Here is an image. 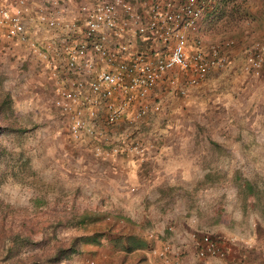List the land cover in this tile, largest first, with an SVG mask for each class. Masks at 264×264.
<instances>
[{
  "label": "rangeland",
  "instance_id": "374dc122",
  "mask_svg": "<svg viewBox=\"0 0 264 264\" xmlns=\"http://www.w3.org/2000/svg\"><path fill=\"white\" fill-rule=\"evenodd\" d=\"M16 1L0 0V5L13 8ZM26 1L31 41L44 44L42 39L47 43L54 31L44 29L50 33L46 36L39 31V22L47 26L41 16L63 27L61 20H69L80 2L86 6L90 0H37L35 3L44 5L39 7L41 14L37 13L38 6L31 8V1ZM48 1H53L52 7H46ZM247 3L251 12L257 10L256 20H241L240 27L246 31L264 15V0ZM143 11L148 16L149 10ZM208 29L203 38L208 44L231 40L234 49L242 44L235 39L230 18L229 23L224 18ZM222 29L225 32L221 33ZM122 41L132 53L162 50L158 41L141 44L133 32ZM37 43L35 50L39 51ZM32 48L0 34V90L12 94V116L28 130L16 136L18 141L11 135L8 146L18 143L28 149L38 184L52 182L63 200L76 198L82 206L98 209L91 231H106L115 225V235L120 229L130 233L134 224L140 234L155 231V242L170 245V224L181 223L195 240L203 235L220 243L230 237L243 241L251 234L264 238V218L251 199L242 202L234 181L240 177L264 182V81L258 84L242 77L235 79L225 69L216 71L221 75L218 81L209 75L205 83L190 87L184 95L172 94L169 85L160 84L142 103L148 108L145 116L136 119L129 114L112 126L99 117L91 122L96 138L83 136L75 142L67 129L69 120L54 107L55 81ZM170 78L177 83L185 81L179 73H172ZM20 179L8 178L0 186V201L18 213L31 208L35 197V190ZM50 216L38 209L18 219L26 220L25 226L30 228L37 220L54 219ZM10 218L8 213L0 219V226L8 229L18 225V220ZM75 234L71 229L57 232L52 246L56 248ZM60 264L94 263L72 257Z\"/></svg>",
  "mask_w": 264,
  "mask_h": 264
},
{
  "label": "built area",
  "instance_id": "2783aa9c",
  "mask_svg": "<svg viewBox=\"0 0 264 264\" xmlns=\"http://www.w3.org/2000/svg\"><path fill=\"white\" fill-rule=\"evenodd\" d=\"M208 1L182 0L178 4V0H147L142 3L149 10L145 20L132 4L121 0L77 6L69 20H61L63 27H57L59 23L53 19L45 20L54 32L47 43L36 42L39 51L27 27L26 0H17L11 9L0 5V29L7 39L38 51L55 81L54 107L69 120L67 129L76 142L83 136L94 137L91 122L99 117L112 126L129 114L136 119L145 116L148 108L142 103L160 84L184 95L190 87L205 83L211 72L230 66L231 52L226 47L231 42L207 45L194 38ZM128 32L140 35L141 40L160 42L162 50L132 53L122 41ZM244 54L245 72L259 75L264 70V41L253 42ZM172 73L181 74L185 81L177 83L170 78ZM195 247L200 259L225 257L221 243L209 235L197 240Z\"/></svg>",
  "mask_w": 264,
  "mask_h": 264
},
{
  "label": "trees",
  "instance_id": "16d2710c",
  "mask_svg": "<svg viewBox=\"0 0 264 264\" xmlns=\"http://www.w3.org/2000/svg\"><path fill=\"white\" fill-rule=\"evenodd\" d=\"M121 1L132 4L134 9L137 10V14H140L142 20L146 19L143 11V8L146 7H142V3H147V0ZM247 1L249 0H209L206 2L203 17L198 21L196 32H194L195 40L204 42L203 38L205 34H208V28L224 18L226 23H229L230 18L231 24L236 29L234 34L235 39H240L243 35L242 33H244V30L240 27L241 20L246 18L256 20V13L250 11L247 7ZM181 2L182 0H178V4ZM97 3H100V0H90L86 3L85 7ZM172 3L175 2L172 1ZM79 4V7H81V2ZM82 7L84 8V6ZM26 16L27 13L25 19H27ZM125 17L127 20L130 19L128 14H125ZM39 18L40 16L35 19ZM41 19L45 21L49 18L41 16ZM44 29L46 27L43 23H40L39 31H43L42 34L45 32ZM0 32L3 33L4 31L0 29ZM223 32H225V29L221 30V33ZM45 33L47 35L50 34L48 32ZM136 37L138 41L140 35H136ZM145 42L149 44L148 39H140L141 44ZM232 47L233 44L226 48ZM246 47L243 50L244 52L249 48V46ZM141 48L146 47L142 46ZM144 51L142 49V52ZM242 57L244 58L246 55L242 54ZM14 102L11 93L0 90V186L8 178L12 180L21 178L20 180H24V186L35 190V197L31 201L33 206L19 213L14 211V207L8 203L0 201V219H4L8 213H11L10 221L18 220V225L13 228L9 227L6 229L4 226H0V264H60L72 257H85L90 254L89 249L103 248L108 244L112 245L114 251L123 252L124 254L132 253L136 250L150 249V244L145 239L144 234H140L134 230L137 227L134 224H131L132 231L130 233H126L120 229L117 235H115L113 233L117 227L115 225L109 226L106 231H91V226L97 222L96 213L98 209L82 206L77 202L76 198H73L71 201H65L59 196V192L56 191L55 185L52 182L46 183L42 181L38 184L35 181L32 159L30 158L28 149L24 150L21 148V144L18 143L15 146L14 144L11 147L8 146V144H11V139L9 138L11 135H15L14 138H17L15 140L18 141V137L16 136L28 131L21 128L19 126L20 121L15 120L12 116ZM234 181L242 202L245 203L248 199H251L259 214L264 218V182L259 183L256 178L242 179L240 177L235 178ZM38 209H42V211L51 215L50 218L54 219L49 221L43 218L37 220L36 224L32 227L26 228L25 224H28V222L23 218H21L20 222L18 217L22 215L26 216L29 212L33 214ZM109 211L108 209V214H112ZM117 219L121 220L118 216ZM66 229L74 230L76 234L62 241V244L54 248L52 244L54 243V238H56L55 235L57 232ZM50 234H53V237ZM29 251L30 253L27 254Z\"/></svg>",
  "mask_w": 264,
  "mask_h": 264
},
{
  "label": "crops",
  "instance_id": "0c3cea01",
  "mask_svg": "<svg viewBox=\"0 0 264 264\" xmlns=\"http://www.w3.org/2000/svg\"><path fill=\"white\" fill-rule=\"evenodd\" d=\"M30 1L29 6L31 8H34L35 5L38 6L37 13L41 14L42 10L39 7H43L44 5L42 4L40 6L35 3L37 0ZM52 2L48 1V6L46 7H49V4L52 7ZM256 10L254 8L253 12L256 13ZM260 17L259 22L252 23L249 26L250 30L243 31L244 33L240 38L242 42L239 45L240 47L238 49L233 48L230 51L233 57V64L228 70H225L228 76L231 75L235 79L242 77L248 79L249 83L259 84L260 81H264V71L256 78L255 75L245 74L242 68L243 48L251 45L252 42L264 41V15H260ZM39 35L42 36V34ZM44 35L46 36L47 33ZM218 73L216 71L211 72V79L218 81L221 78V75H216ZM154 232L151 231L145 235V239L150 244V249L136 250L132 253L124 254L123 252L114 251L112 245L108 244L103 248L89 249L91 253L80 258V261L88 260L94 264H238L241 261L244 264H264V238H260L255 234L246 236L243 241H240L242 238L239 239V237H230L226 240L227 242L221 243V246L225 250L224 258L200 259L197 256L195 247L197 240L193 238L191 231H185V228L183 229L181 223L178 225L175 223L170 224V240H168L170 245L169 243L160 244L155 242L154 240L157 236L154 235Z\"/></svg>",
  "mask_w": 264,
  "mask_h": 264
},
{
  "label": "clouds",
  "instance_id": "9594fccd",
  "mask_svg": "<svg viewBox=\"0 0 264 264\" xmlns=\"http://www.w3.org/2000/svg\"><path fill=\"white\" fill-rule=\"evenodd\" d=\"M259 41H260V42H263L262 40H259ZM226 42H231V44H233V42H232L231 40H226V41L223 42V43H226ZM255 42H257V41H255ZM203 43H205V44L208 45V43H206V42H203ZM252 43H253V42H252ZM250 46H251V45H249V47H250ZM232 48H233V47H232ZM232 48H229L230 51H232V50H231ZM245 48H247V47H244L243 50H244ZM243 50H242V54H244V53H243V52H244ZM243 59H244V58L242 57V63H243ZM232 64H233V57H232V55H231V64H230V66H229L228 68H230V67L232 66ZM228 68H227V69H228ZM242 68H243V71L245 72V69H244V66H243V65H242ZM263 71H264V70H263ZM263 71H262V72H263ZM262 72H260L259 75L250 74V73H247V74H249V75H255V76H260ZM245 73H246V72H245ZM170 93L173 94V93H175V92L172 91V90H170ZM201 237H202V236H201ZM201 237H200V238H201ZM200 238H199V239H200ZM199 239H197V240H199Z\"/></svg>",
  "mask_w": 264,
  "mask_h": 264
}]
</instances>
